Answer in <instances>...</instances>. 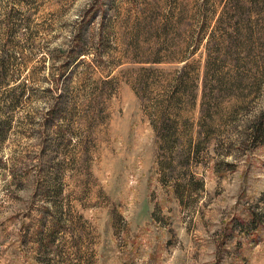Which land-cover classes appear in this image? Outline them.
<instances>
[{"label": "rangeland", "instance_id": "rangeland-1", "mask_svg": "<svg viewBox=\"0 0 264 264\" xmlns=\"http://www.w3.org/2000/svg\"><path fill=\"white\" fill-rule=\"evenodd\" d=\"M187 64L172 153L136 77ZM263 114L264 0H0V264H264Z\"/></svg>", "mask_w": 264, "mask_h": 264}, {"label": "trees", "instance_id": "trees-1", "mask_svg": "<svg viewBox=\"0 0 264 264\" xmlns=\"http://www.w3.org/2000/svg\"><path fill=\"white\" fill-rule=\"evenodd\" d=\"M252 13L253 12L245 11L244 8H242L241 11L237 13V23H251L253 16ZM238 33L241 34L242 32L238 31ZM224 42H226V40ZM226 49H228V47H225V52ZM187 52L188 50L183 52L182 55L176 57L166 56L165 58L161 56L153 59L145 58L144 61L138 63L151 64L153 66L161 65V63L164 62L172 64L181 63L183 61H188L190 56H188L189 53ZM225 65L226 63L223 64V66ZM232 67L235 68V65H232ZM189 68H192V65L187 64L180 70L177 69L173 74L168 75L162 70L159 71L152 67L145 66L140 69L136 77V83L141 90L140 92L148 101L147 109L151 110L150 115L153 118V128L156 132L162 133L161 135L164 140L167 141V147L172 153L176 151L178 146L183 144L182 138L186 137L184 133H187L188 131L190 132L191 129L188 124L189 119L182 115V112L185 110L184 105L186 101L190 97H193V99L196 98V95L193 93V88H195L193 82H195V78L190 76V72L188 71ZM260 69H262L261 61L252 62V68L250 69L251 76L261 79L262 76L260 75ZM234 72V69L229 68L227 74L232 75ZM230 79L233 80V77H230ZM232 83V85H235L234 82ZM227 84L230 86L229 90L235 89L229 82ZM260 121L262 123L260 124V129L256 128L258 131L256 138H260L264 141V137H261L264 135V129H261V127L264 126V114L260 118ZM180 125L183 126L184 130L178 128ZM189 139V144L192 146L193 139ZM188 150L189 149H187L186 152Z\"/></svg>", "mask_w": 264, "mask_h": 264}]
</instances>
